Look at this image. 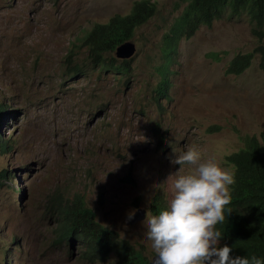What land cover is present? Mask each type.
<instances>
[{"label": "rangeland", "instance_id": "obj_1", "mask_svg": "<svg viewBox=\"0 0 264 264\" xmlns=\"http://www.w3.org/2000/svg\"><path fill=\"white\" fill-rule=\"evenodd\" d=\"M133 1L0 0V170L7 172L0 264H113L114 254L91 263L78 242L57 241L53 209L75 193L99 223L152 259L146 218H126L150 212L156 194L168 205L172 181L192 171L170 161L196 145L203 162L233 172L226 156L243 147V136L264 132L260 56L241 74L226 72L236 55L264 44L244 14L225 13L181 37L166 98L154 91L162 79L161 37L184 0H152L157 10L135 29L131 56L106 55L115 59L108 63L128 60L127 72L92 64L79 38L95 23L128 14ZM5 141L10 146L2 150Z\"/></svg>", "mask_w": 264, "mask_h": 264}, {"label": "trees", "instance_id": "obj_2", "mask_svg": "<svg viewBox=\"0 0 264 264\" xmlns=\"http://www.w3.org/2000/svg\"><path fill=\"white\" fill-rule=\"evenodd\" d=\"M187 5L171 22L161 37V52L165 59L173 60L181 37L191 36L201 25H209L226 11L229 15L245 14L257 27L264 24V0H184ZM156 12V5L150 0H135L128 14H114L106 23H95L79 38L80 45L87 49V59L94 65L111 68L118 73L127 72L128 60L108 63L106 56L115 47L130 39L136 28L145 23ZM263 23V24H262ZM264 41V29L254 30ZM258 51L260 66L264 67V44ZM72 53V51H70ZM251 54L235 57L226 69L227 73H242L249 64ZM76 70H81L79 66ZM4 107L0 105V115ZM158 145L164 135L158 125L154 127ZM243 147L226 156L235 173V183L230 188L231 202L225 206V220L216 226L222 232V239L233 248L231 255L250 256L255 254L264 261V132L260 136H245ZM8 142L1 146L9 147ZM6 178V170H0V186ZM167 203L160 194L152 196L149 210L153 214L165 209ZM228 209L231 212L228 213ZM56 213V236L58 242L81 246L80 256L94 263L106 262L111 254L117 259L114 264H148V258L128 240L96 220L95 212L87 206L83 195L75 193L71 198L58 200L53 209Z\"/></svg>", "mask_w": 264, "mask_h": 264}, {"label": "clouds", "instance_id": "obj_3", "mask_svg": "<svg viewBox=\"0 0 264 264\" xmlns=\"http://www.w3.org/2000/svg\"><path fill=\"white\" fill-rule=\"evenodd\" d=\"M150 2L155 4L152 0ZM186 5L187 2L185 1L183 9ZM225 13L229 14L226 11L223 14ZM250 23L253 32L254 30L264 29L263 23L260 28L254 22L250 21ZM254 35L256 36L255 33ZM126 41H130V39ZM255 54L260 56L259 52L251 54L248 66ZM240 55L244 54H239L235 57ZM162 59V63L160 64L163 68L161 72L162 79L154 87L157 99L168 97L170 86L167 71L168 64L172 60L165 59L163 56ZM260 60H262L261 56ZM161 133L163 134L162 131ZM170 162L180 167L186 164L191 165L192 171L189 174L178 175L172 181L171 198L165 209L159 211L157 214L151 212L145 213L146 230L144 236L146 240L151 242V247L156 253L152 259L146 256L148 264L153 259L154 264H264V261L255 254L233 257L231 255L233 251L232 247L228 246L225 242L224 246H220V240L223 235L216 226L225 220V206L231 202L229 186L235 183V173L222 169L211 161L203 162L199 148L196 145L188 146L186 151L176 155ZM230 212L231 209H228V213ZM133 214H128L129 219L132 218ZM116 259L117 257L114 262Z\"/></svg>", "mask_w": 264, "mask_h": 264}, {"label": "water", "instance_id": "obj_4", "mask_svg": "<svg viewBox=\"0 0 264 264\" xmlns=\"http://www.w3.org/2000/svg\"><path fill=\"white\" fill-rule=\"evenodd\" d=\"M134 51L133 43L130 41H126L119 46L116 47L115 55L118 58H128L131 56V54ZM145 218V210L139 209L137 210L131 219H129V216L126 218V223L133 224L139 220H143ZM149 264H154V259Z\"/></svg>", "mask_w": 264, "mask_h": 264}]
</instances>
